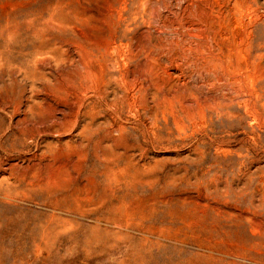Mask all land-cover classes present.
Listing matches in <instances>:
<instances>
[{"label":"rangeland","instance_id":"374dc122","mask_svg":"<svg viewBox=\"0 0 264 264\" xmlns=\"http://www.w3.org/2000/svg\"><path fill=\"white\" fill-rule=\"evenodd\" d=\"M0 264H264V0H0Z\"/></svg>","mask_w":264,"mask_h":264}]
</instances>
